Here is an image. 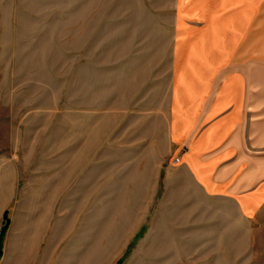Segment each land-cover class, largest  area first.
Here are the masks:
<instances>
[{
  "label": "rangeland",
  "instance_id": "obj_1",
  "mask_svg": "<svg viewBox=\"0 0 264 264\" xmlns=\"http://www.w3.org/2000/svg\"><path fill=\"white\" fill-rule=\"evenodd\" d=\"M238 2L0 0V208L61 233L32 264H264V204L204 196L166 137L176 41Z\"/></svg>",
  "mask_w": 264,
  "mask_h": 264
},
{
  "label": "crops",
  "instance_id": "obj_2",
  "mask_svg": "<svg viewBox=\"0 0 264 264\" xmlns=\"http://www.w3.org/2000/svg\"><path fill=\"white\" fill-rule=\"evenodd\" d=\"M238 3L224 14L206 16L213 22L212 16L227 19L218 22L219 31L217 23L202 18L201 25L184 29L186 36L176 41L166 137L170 153L178 157L175 164L204 196L230 200L249 217L264 204V0ZM234 14L240 15L236 33ZM4 211L8 227L0 264H6L9 241L25 257L36 239L61 236L57 228L40 224L39 211L36 220L32 209L22 211L7 200L0 223ZM35 255H28L30 264Z\"/></svg>",
  "mask_w": 264,
  "mask_h": 264
},
{
  "label": "trees",
  "instance_id": "obj_3",
  "mask_svg": "<svg viewBox=\"0 0 264 264\" xmlns=\"http://www.w3.org/2000/svg\"><path fill=\"white\" fill-rule=\"evenodd\" d=\"M7 224H8V218L6 216V211H4L2 214V221H1V226H0V256L2 254V237H3L4 231L7 228Z\"/></svg>",
  "mask_w": 264,
  "mask_h": 264
},
{
  "label": "built area",
  "instance_id": "obj_4",
  "mask_svg": "<svg viewBox=\"0 0 264 264\" xmlns=\"http://www.w3.org/2000/svg\"><path fill=\"white\" fill-rule=\"evenodd\" d=\"M176 162H178V158H177V157H175V158L173 159V163H176Z\"/></svg>",
  "mask_w": 264,
  "mask_h": 264
}]
</instances>
